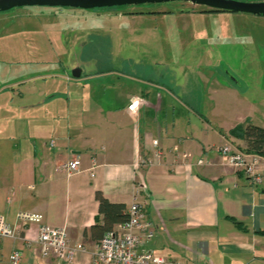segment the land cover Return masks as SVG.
I'll return each instance as SVG.
<instances>
[{"label": "crops", "instance_id": "crops-1", "mask_svg": "<svg viewBox=\"0 0 264 264\" xmlns=\"http://www.w3.org/2000/svg\"><path fill=\"white\" fill-rule=\"evenodd\" d=\"M156 15L120 12L117 21L164 17ZM138 27H126L133 36L126 37L125 47L130 46L124 51L111 28L90 30L89 44L80 48L83 57H76L81 76L74 85L80 88L65 93L67 106L55 121L37 113L43 108L39 102L16 108L0 94V213L12 226L19 212L42 214L44 223L65 227L70 241L84 246L72 264H91L99 240L91 232L98 214L95 192L128 207L142 181L138 199L155 228L144 249L180 264H264V156L247 154L262 178L254 184L219 151L229 144L245 152L246 142L228 131L246 119L264 128V117L233 111L206 119L204 86L211 81L248 103L239 76L223 71V60L210 55L175 58L180 43L167 58L168 50L146 40L144 26ZM199 32L208 53V31ZM233 38L224 37L211 49L235 45ZM203 60L214 71L210 79L199 73ZM254 95L249 103L264 105V94ZM132 96L146 101L136 113L127 108ZM3 111L27 118L4 121ZM193 113L203 121L191 123ZM74 157L80 171L68 175L61 166ZM18 231L17 238L0 239V264H9L14 251L21 255L19 264H58L40 256L36 224Z\"/></svg>", "mask_w": 264, "mask_h": 264}, {"label": "rangeland", "instance_id": "rangeland-1", "mask_svg": "<svg viewBox=\"0 0 264 264\" xmlns=\"http://www.w3.org/2000/svg\"><path fill=\"white\" fill-rule=\"evenodd\" d=\"M243 2H259L264 0H238ZM206 7L184 1L166 3H144L119 7L82 9L74 7L22 6L0 12V92L11 100V105L20 106L37 104L43 106L37 113L48 114L49 121L57 119L56 114L67 106V91H72L76 79L72 77L76 57L82 56L81 46L89 44V33L93 28L110 29L116 32L122 43L120 51H124L126 27L144 26L145 39L161 50H168L165 57L177 46L175 58H220L227 68L240 78L242 93L247 95V104L243 97L224 90L215 81L204 86L202 111L206 119H215L223 113L233 112L251 114L256 119L264 117V105L249 103L256 94H264V15L241 12H205ZM147 13L149 16L161 14L164 17L155 20H134L125 24L118 22V15ZM155 14V15H154ZM160 16V15H159ZM153 18V17H151ZM114 25V26H113ZM119 26V28L117 27ZM117 27V29H115ZM220 28L221 33L215 29ZM164 29L167 31L165 32ZM217 29V30H220ZM231 30V33L226 30ZM206 30L210 38L209 48L216 42L223 44V38L236 37L237 43L218 50L207 52L202 48L199 31ZM214 32H213V31ZM131 33L133 29L129 30ZM158 31V32H157ZM212 31V32H211ZM218 37V39L216 38ZM235 39V38H233ZM134 41V38L132 39ZM226 39H224V42ZM193 45L188 46V43ZM175 44V46H174ZM155 53L153 50H151ZM82 53V54H81ZM156 57L155 55H151ZM170 56V57H171ZM83 57V56H82ZM174 60L166 59L165 61ZM201 61L199 73L210 79L214 71L210 61ZM203 65V66H202ZM209 68V70H208ZM81 69V68H80ZM198 73V71H197ZM51 95V96H49ZM12 97V98H11ZM49 97V98H48ZM259 97V96H258ZM43 101V102H42ZM35 110V109H34ZM205 111V112H204ZM194 120H203L196 113ZM4 121H25L23 112H2ZM33 121H36L32 114ZM211 122V121H209Z\"/></svg>", "mask_w": 264, "mask_h": 264}, {"label": "built area", "instance_id": "built-area-1", "mask_svg": "<svg viewBox=\"0 0 264 264\" xmlns=\"http://www.w3.org/2000/svg\"><path fill=\"white\" fill-rule=\"evenodd\" d=\"M145 102V99L140 96H132L127 108L130 112L136 113ZM153 144L157 147V141ZM219 151L226 164L243 169L252 183H261L262 178L257 174L254 162L248 161L247 153L238 151L229 144L220 147ZM155 155L157 156L158 153ZM197 162L202 164L204 160L200 159ZM61 167L68 175L74 174L80 171V160L74 157ZM143 190V182H138L133 201L127 207V219L98 240L92 251L91 264H180L143 248L144 244L153 238L155 232L154 225L146 217L144 203L138 199ZM16 219L17 225L12 226L0 213V239L17 238L19 237L18 227L36 224L35 243L42 258H53L58 264H72L77 253L85 251L81 243L70 241L65 227L47 225L43 222V216L40 213L19 212ZM20 257L18 251L12 252L9 264H19Z\"/></svg>", "mask_w": 264, "mask_h": 264}, {"label": "water", "instance_id": "water-1", "mask_svg": "<svg viewBox=\"0 0 264 264\" xmlns=\"http://www.w3.org/2000/svg\"><path fill=\"white\" fill-rule=\"evenodd\" d=\"M170 1L189 2L209 9L264 15V1L243 2L238 0H0V12L22 6H57L94 9L144 3H166ZM80 76V68L72 70V77L79 78Z\"/></svg>", "mask_w": 264, "mask_h": 264}, {"label": "trees", "instance_id": "trees-1", "mask_svg": "<svg viewBox=\"0 0 264 264\" xmlns=\"http://www.w3.org/2000/svg\"><path fill=\"white\" fill-rule=\"evenodd\" d=\"M205 12H221L223 10L205 8ZM142 13V12H139ZM232 137L246 142L245 153L264 156V128L257 126L249 119L237 124L228 131ZM98 202V214L95 224L91 227L92 235L101 239L102 236L127 219V207L124 203L111 202L100 190L95 192Z\"/></svg>", "mask_w": 264, "mask_h": 264}]
</instances>
